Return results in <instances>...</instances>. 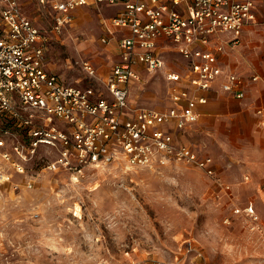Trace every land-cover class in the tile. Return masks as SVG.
I'll list each match as a JSON object with an SVG mask.
<instances>
[{"label": "rangeland", "instance_id": "374dc122", "mask_svg": "<svg viewBox=\"0 0 264 264\" xmlns=\"http://www.w3.org/2000/svg\"><path fill=\"white\" fill-rule=\"evenodd\" d=\"M21 2L48 34L47 66L64 82L88 83L83 60L105 69L110 53L100 40L102 21L114 9L81 7L54 32L38 4ZM170 58L185 63L176 53ZM168 89L165 70H144L129 99L162 109ZM15 131L22 151L13 150L15 137L9 135L0 150V264H264V181L250 168L222 163L232 185L228 194L199 169L174 161L50 169L57 150L46 145L33 150L31 139ZM192 139L221 161L214 144L195 132ZM249 205L259 216L255 229L245 211Z\"/></svg>", "mask_w": 264, "mask_h": 264}, {"label": "built area", "instance_id": "2783aa9c", "mask_svg": "<svg viewBox=\"0 0 264 264\" xmlns=\"http://www.w3.org/2000/svg\"><path fill=\"white\" fill-rule=\"evenodd\" d=\"M32 1L50 16L54 32L62 31L81 7H117L113 16L103 18L100 40L115 39L119 58L106 78L92 60H83L88 83L68 84L47 67L48 34L25 14L21 0H0V150L9 135L17 139L13 150L22 151L15 131L20 129L33 150L39 145L57 150L50 169L59 164L82 171L113 162L153 167L174 161L199 169L231 193V184L217 177L213 157L177 142L176 134L198 120L197 106L207 102L195 91L209 90L222 78L224 91L244 96L248 79L223 68L219 53L235 46L247 26H264L257 15L260 9L264 18V0ZM163 39L183 57L181 68L167 66L160 50ZM140 65L149 72L165 70L168 108L130 105L129 86L140 79ZM3 156L10 158L8 152ZM245 211L252 228L259 227L254 207Z\"/></svg>", "mask_w": 264, "mask_h": 264}, {"label": "crops", "instance_id": "0c3cea01", "mask_svg": "<svg viewBox=\"0 0 264 264\" xmlns=\"http://www.w3.org/2000/svg\"><path fill=\"white\" fill-rule=\"evenodd\" d=\"M110 7L114 9L111 15L113 16L117 7ZM257 15L260 20L264 19L260 9ZM103 44L109 47L107 49L110 53L108 55L109 62L103 70L98 66L96 67L99 75L106 78L111 72L113 64L119 58V49L115 39ZM160 50L163 51L168 67L181 68V65H178L179 60L173 62L170 58V54H178L173 43L163 39ZM262 50L264 52V26L261 24L247 26L235 46L227 47L225 52L219 53L223 68L230 69L248 79L244 96L238 98L224 91L221 88L222 78L217 80L209 90L195 91L196 95L207 97V102L198 104V120L191 127L176 134L177 142L188 143L202 154L211 155L193 141L192 134L194 132L197 138L208 140L209 143L214 144L219 152L223 153L221 161H218L215 156H211L214 159L217 177L225 183L231 184L227 181L228 174L226 175L227 171L222 168L223 165L227 166L228 169L237 165L250 168L253 175L259 174L264 181V56L263 54L259 55ZM144 70L143 66L140 65V77ZM252 75H258L261 79L250 80ZM137 82L138 80H134L130 83V91ZM168 90L166 107L155 109L164 110L172 104L171 91ZM130 105L132 107H146L137 106L131 101ZM211 181L217 185L213 179Z\"/></svg>", "mask_w": 264, "mask_h": 264}]
</instances>
